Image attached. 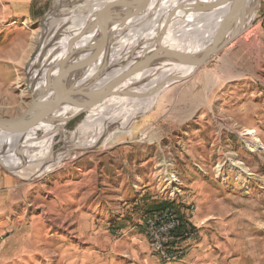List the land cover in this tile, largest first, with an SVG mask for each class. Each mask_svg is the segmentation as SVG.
Masks as SVG:
<instances>
[{
  "label": "rangeland",
  "instance_id": "obj_1",
  "mask_svg": "<svg viewBox=\"0 0 264 264\" xmlns=\"http://www.w3.org/2000/svg\"><path fill=\"white\" fill-rule=\"evenodd\" d=\"M88 1L0 0V118L27 109L32 69L75 34L53 22L86 14ZM207 1L193 14L201 15ZM134 7L140 4L118 12ZM149 7L148 18L160 15ZM128 33L134 30L123 29ZM113 40L119 45L121 36ZM135 79L120 88L147 82ZM151 101L132 122L121 118L124 112L110 113L121 119H108L113 128L97 144L85 138L89 109L47 119L28 134L41 142L40 156L58 154L77 135L84 145L48 174L15 172L21 186L13 234L22 264H264V0L234 40ZM157 198L175 200L174 211L188 220L183 252L172 247L177 237L164 247L172 255L152 248L143 216Z\"/></svg>",
  "mask_w": 264,
  "mask_h": 264
},
{
  "label": "bare ground",
  "instance_id": "obj_2",
  "mask_svg": "<svg viewBox=\"0 0 264 264\" xmlns=\"http://www.w3.org/2000/svg\"><path fill=\"white\" fill-rule=\"evenodd\" d=\"M193 1L195 0H155L152 3V0H89L84 5L88 10L86 14L71 12L64 19L53 22L54 26L56 24L60 26L68 25L66 31L69 33L75 32V34L64 39L57 47L50 48L40 63L32 69L33 74H30L29 78L33 82L30 86L32 92L36 90L40 96L47 83L52 82L60 74L62 67L84 70L81 77L74 75L67 78L66 82H70L72 87L92 83L98 73L108 69L105 77L94 84V87L97 88L105 84L110 77L124 71L127 64L129 62L130 64L133 63V59L139 57L142 53L144 54L146 49H153L160 44L190 53L203 52L213 44L221 31L223 40L227 39L236 28L241 33L254 19L260 3V0H245L236 14L228 18V6L225 9L222 8V5L211 11L204 9V7L219 0L205 2V5L199 11L201 14L199 16L193 13L202 0L190 7L189 5ZM146 2L149 4L145 5ZM128 3H131V5L134 3L136 5L140 4V7L137 8L142 9V11L134 7L132 10H124V14H122L123 12L119 13L118 9ZM184 3L187 4V7H182ZM153 5L154 7L157 6V8H154L155 10L152 9L155 11L154 13L160 15H155L150 19L148 17H151V15L148 16L149 14L146 12L151 13L149 6ZM168 7L171 9L182 8L180 13L174 14V9H172V13L168 14L165 13L166 10H169ZM145 17L148 18V21L143 19ZM90 20L94 22L92 23ZM104 21L105 23H103ZM128 27H131L134 33H128L125 36L122 34L123 29ZM118 35L121 36L119 45L115 43L116 40H113ZM178 68H181V71ZM194 69L191 66L162 63L159 67L156 66L150 69V73L144 76L147 82L141 85L137 82L135 84L136 89L129 90L134 95L118 94L106 99H102L101 96L96 98V102L88 107L90 113L84 121L88 131V135L85 137L87 144H97L99 139H102L103 135L109 130L107 128H113L108 123L110 119H123L130 116L132 122L142 109H146L152 104L153 101L151 100L156 97L160 83L164 82L169 85L175 82L169 80L168 75L187 76L191 75ZM155 77L157 78L154 79ZM64 79L62 78L59 82L64 84ZM134 81L136 79L126 84H132ZM81 111H83L82 108L64 106L51 115L52 119L49 118L50 123L56 119L69 118ZM115 112H124V114L121 115V118L109 116L110 113ZM41 124L36 128L41 127ZM36 128L31 130L32 133H35ZM2 131L0 130V153L3 152L4 159L9 166L15 168V172L25 178H37L52 172L54 166L59 164L61 160L69 158L76 152V149L84 145V140L77 139V134H80L79 126L72 132V134L77 135L74 136L76 139L73 138L70 140L71 142L66 143L58 154L46 151L45 154H48L42 153V156H40L37 155L38 152L36 151L42 146L41 142L34 143V139L29 138L28 134L31 131L25 136L11 135L6 131ZM48 147H50L49 144ZM168 242L170 241L165 242V245ZM154 249L160 251V249Z\"/></svg>",
  "mask_w": 264,
  "mask_h": 264
},
{
  "label": "water",
  "instance_id": "obj_3",
  "mask_svg": "<svg viewBox=\"0 0 264 264\" xmlns=\"http://www.w3.org/2000/svg\"><path fill=\"white\" fill-rule=\"evenodd\" d=\"M228 3L231 5L229 7L227 17L231 18L241 8L243 0H220L211 3L207 7H204V9L206 11H211ZM239 33L240 30L236 28L227 39L223 40L221 31L215 38L213 44L203 52L199 53L185 52L161 44L153 49H146L144 54L142 53L137 58L133 57V63L130 64L129 62V65L127 64V68L124 71L110 77L105 84L100 85L97 88L94 87V84L97 83L101 78L105 77V73L108 71V69L98 73L92 83L87 85H74L72 87L70 82H66L67 78L74 75L81 77L84 70L74 68L66 69L62 67L60 69V74L55 77L52 82L47 83L40 96L36 90L32 92V88L30 87L32 92V100L27 109L16 117L0 118V130H4L11 135L25 136L39 124L51 118V115H53L58 110H61L64 106L82 108V110H86L89 106L96 102L95 99L100 96L102 99H106L110 96L118 94L134 95L129 91L119 88L137 77L142 78V76H147V74L150 73V69H153L156 66L159 67L162 63L191 66L195 68V71L204 65L212 56L216 55L224 47H226L238 36ZM189 76L191 75L180 76L170 74L167 78L169 80L181 81L188 78ZM62 78H65L63 81L65 82L64 84L59 82ZM32 84L33 82L30 83V86ZM166 86L167 84L162 82L158 85V89L161 90ZM0 164L8 171L15 173V168L10 167L5 161L3 152L0 153Z\"/></svg>",
  "mask_w": 264,
  "mask_h": 264
},
{
  "label": "crops",
  "instance_id": "obj_4",
  "mask_svg": "<svg viewBox=\"0 0 264 264\" xmlns=\"http://www.w3.org/2000/svg\"><path fill=\"white\" fill-rule=\"evenodd\" d=\"M19 176L5 169L0 164V237L7 234L10 239L4 242V253L0 256V264H22L18 259L19 251L17 247V239L13 234L16 230L14 227L15 219L13 209L16 205V195L19 184Z\"/></svg>",
  "mask_w": 264,
  "mask_h": 264
},
{
  "label": "built area",
  "instance_id": "obj_5",
  "mask_svg": "<svg viewBox=\"0 0 264 264\" xmlns=\"http://www.w3.org/2000/svg\"><path fill=\"white\" fill-rule=\"evenodd\" d=\"M145 224L149 238L152 239V248L160 249L162 257L172 255L175 252H183L182 249L175 252H164L165 242L174 240L177 237L176 230L179 226V217L174 211H160L148 217ZM5 241V236L0 237V256Z\"/></svg>",
  "mask_w": 264,
  "mask_h": 264
},
{
  "label": "trees",
  "instance_id": "obj_6",
  "mask_svg": "<svg viewBox=\"0 0 264 264\" xmlns=\"http://www.w3.org/2000/svg\"><path fill=\"white\" fill-rule=\"evenodd\" d=\"M174 207H176L175 200H170V199H153L152 203L147 204L145 207L146 213L143 216L144 222L146 219L150 216H153L154 214L163 211L165 209H171L174 211ZM178 217H179V226L176 230V235H177V241H175L172 245L174 249H179L180 248V243L183 239H186V234L189 233L188 227L186 226L188 223V220L186 219L185 215L182 214L179 210L174 211ZM122 228V227H121Z\"/></svg>",
  "mask_w": 264,
  "mask_h": 264
}]
</instances>
